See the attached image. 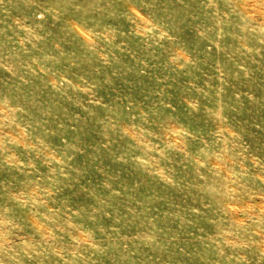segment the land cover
I'll return each mask as SVG.
<instances>
[{
    "label": "rangeland",
    "instance_id": "374dc122",
    "mask_svg": "<svg viewBox=\"0 0 264 264\" xmlns=\"http://www.w3.org/2000/svg\"><path fill=\"white\" fill-rule=\"evenodd\" d=\"M0 264H264V0H0Z\"/></svg>",
    "mask_w": 264,
    "mask_h": 264
}]
</instances>
